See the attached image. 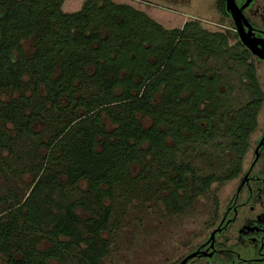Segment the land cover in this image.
I'll return each instance as SVG.
<instances>
[{"label": "trees", "instance_id": "16d2710c", "mask_svg": "<svg viewBox=\"0 0 264 264\" xmlns=\"http://www.w3.org/2000/svg\"><path fill=\"white\" fill-rule=\"evenodd\" d=\"M62 3L0 0V121L30 136L39 121L52 125L28 193L0 211L6 264H101L105 202L156 182L177 213L236 178L264 101L256 58L234 30L197 19L167 29L111 0L74 12Z\"/></svg>", "mask_w": 264, "mask_h": 264}, {"label": "rangeland", "instance_id": "374dc122", "mask_svg": "<svg viewBox=\"0 0 264 264\" xmlns=\"http://www.w3.org/2000/svg\"><path fill=\"white\" fill-rule=\"evenodd\" d=\"M84 1L65 0L66 12L79 10ZM111 1L129 4L167 29L180 28L184 22L197 19L207 30L224 31L233 35L232 19L230 15L219 12L216 0ZM239 8L250 19L253 29L264 35V0H246ZM236 37L238 38L237 34ZM230 41L233 42V38ZM254 60L264 91V64ZM104 121L110 126L106 118ZM46 122L48 121H39L36 133L30 136L26 132H18L11 124L0 121V131L8 135L5 147L0 148V160L7 161L4 165L0 163V211L22 200L28 193L32 180L31 163L33 160L37 162L36 156L40 159L44 154L43 148L37 150L39 143L46 142L52 135V125ZM143 122L148 124V119H143ZM257 122L258 125H264V105L259 111ZM134 169L137 172V167ZM154 183L149 184L151 187H145L141 182V191L134 197L116 195L112 202H105L111 209L108 216L109 231L104 234L109 241V251L101 264H164L168 259L177 261L185 252L181 253L182 246L191 243L193 236L204 232V224L215 203L232 187L231 183L222 186L213 183L209 191L196 195L190 205L174 213L166 211L158 193H153L156 186ZM85 189L86 184L82 181L80 187L69 194L70 198L80 197ZM147 192L150 195H146ZM79 213L82 218L87 217L84 211ZM42 244L43 247L48 245ZM0 264H6L1 255Z\"/></svg>", "mask_w": 264, "mask_h": 264}, {"label": "flooded vegetation", "instance_id": "af4514ba", "mask_svg": "<svg viewBox=\"0 0 264 264\" xmlns=\"http://www.w3.org/2000/svg\"><path fill=\"white\" fill-rule=\"evenodd\" d=\"M244 2L246 0H234L238 8ZM241 13L246 21L243 23L245 30L249 29L251 37L264 42V35L256 32L250 19ZM254 56L264 64V60ZM227 183L232 187L215 203L204 224V232L182 246L181 253L185 252L177 261L168 259L164 264H264L263 124H257L250 135L242 173Z\"/></svg>", "mask_w": 264, "mask_h": 264}, {"label": "water", "instance_id": "95a60500", "mask_svg": "<svg viewBox=\"0 0 264 264\" xmlns=\"http://www.w3.org/2000/svg\"><path fill=\"white\" fill-rule=\"evenodd\" d=\"M226 11L231 16L233 26L236 30V34L241 43L258 58L264 60V42L255 39L249 35V29L246 31L244 22L245 18L239 8L234 3V0H224Z\"/></svg>", "mask_w": 264, "mask_h": 264}, {"label": "crops", "instance_id": "0c3cea01", "mask_svg": "<svg viewBox=\"0 0 264 264\" xmlns=\"http://www.w3.org/2000/svg\"><path fill=\"white\" fill-rule=\"evenodd\" d=\"M65 4H66V3H65V0H63V3H62V10L66 12L67 9H66V7H65ZM68 8H69V7H68Z\"/></svg>", "mask_w": 264, "mask_h": 264}, {"label": "built area", "instance_id": "2783aa9c", "mask_svg": "<svg viewBox=\"0 0 264 264\" xmlns=\"http://www.w3.org/2000/svg\"><path fill=\"white\" fill-rule=\"evenodd\" d=\"M233 30H235V29H233Z\"/></svg>", "mask_w": 264, "mask_h": 264}]
</instances>
